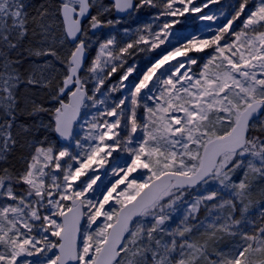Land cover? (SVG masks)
I'll list each match as a JSON object with an SVG mask.
<instances>
[{
	"label": "snow or ice",
	"instance_id": "obj_1",
	"mask_svg": "<svg viewBox=\"0 0 264 264\" xmlns=\"http://www.w3.org/2000/svg\"><path fill=\"white\" fill-rule=\"evenodd\" d=\"M216 2L59 0L31 15L29 0H0V264H264V199L253 200L257 189L264 197V0L247 13L250 0H239L210 38L178 34L131 87L124 83L135 71L129 66L107 90L128 88L118 101L101 91L130 50L169 43L177 17ZM145 6L161 9L153 22L172 19L155 31L153 24L138 28L137 38L119 47L110 35L85 63L89 32L121 22L101 17ZM242 15L239 30L225 39ZM208 48L193 72L198 60L189 53ZM26 58L27 75L20 71ZM32 89H46L52 107L37 103ZM89 107L97 112L82 117ZM41 113L50 119H19ZM78 120L87 126L83 141L74 135ZM41 131L55 133L61 146ZM18 150L19 167L12 163ZM118 150L130 159L114 163L115 181L101 188L99 170ZM139 169L146 173L133 176Z\"/></svg>",
	"mask_w": 264,
	"mask_h": 264
},
{
	"label": "rangeland",
	"instance_id": "obj_2",
	"mask_svg": "<svg viewBox=\"0 0 264 264\" xmlns=\"http://www.w3.org/2000/svg\"><path fill=\"white\" fill-rule=\"evenodd\" d=\"M255 1L258 2V0H255ZM194 2L197 5H202L205 2V0H194ZM238 2H239V0H217L216 3H210L207 8H204L202 13H191L190 12V14L186 13L185 16H183V17H177L176 19H179L181 21V23L175 24L173 26V28L171 30L173 35L169 37V43H165V44L161 45L159 48H156L155 50H151V51H147V50L146 51H139L137 48L130 50L132 55L131 56H128L127 54L125 55V59L127 60V62L124 64L123 68H118L117 72L114 73L111 76V78L106 81V83H105L104 87L101 89V91L105 92L106 94H108L110 96V102L111 101H118L124 95L128 94L129 89L123 88V89H120L116 92H111V93H108L107 90L112 85L118 86V82L120 80L121 75L124 73V71L129 66H134L135 71L129 76L128 80L125 81L124 83L129 85V87H131V85L133 83L138 82L139 79L142 78V75L147 70V68L150 67L151 64L153 62H155L156 59L160 58L161 54L164 53L165 49L171 50L170 44H177L178 34L185 39H190L193 37H199L202 39H206V38L212 37L213 35L216 34L218 29L220 27H222L227 22V20L231 17V15L234 12L233 6L236 5ZM104 3L109 4L107 0H104ZM250 9H254V7L250 8L247 6L245 9V13H247ZM204 13L214 15L217 18L213 21H207V20L201 21V20H199L198 17ZM106 16L109 17L110 15H106ZM118 18L119 17H115V19H113V20H116ZM163 18H165V17H163ZM167 18L172 19L169 17H167ZM244 18L245 17L242 15L240 20L233 22L232 28L230 29L229 33L225 34V39L230 38L232 31L239 30V27L241 26V21ZM119 19L121 22L116 24L115 27L106 26V27H102L101 29H97L94 32H89V36L91 37V41H90V46L88 49L89 50V58H88L87 63H89L90 60L92 58H94V56L96 55V53L98 51L99 43L102 42L103 40H105L106 38H108L110 35L116 36L117 47L121 46L123 43L128 42L129 40H135L137 38V36L135 35L137 29L143 27L139 24V22H137L138 17H132V18H124L123 17V18H119ZM160 22H162V20L158 21V22L157 21L153 22V27H157V24H159ZM124 29L129 30L128 36L124 35ZM157 30H158V28H157ZM221 43L223 44L224 41H221ZM139 48H147V46L146 45H139ZM212 51L213 50L211 48H208V49H205V51H203V52H199V53L190 52L189 53L190 56L196 57L198 60L197 64L192 66L193 72H199L201 66L206 62V60L208 59V57H209L210 53H212ZM184 59H185L184 57H177V60H184ZM170 63L175 64L176 60H173ZM168 67H170V65L166 64L164 66V68L160 69L157 72L156 76H159L160 72L165 71ZM57 76L59 78H61L62 73L55 74V77H57ZM155 79H156V77H153V81L150 82L149 88L152 87V83L155 82ZM88 87L91 88L92 84L89 83ZM23 90H24V86H23ZM34 91H35V93L41 92L40 89H32V93ZM147 91H148V89L142 90L141 95H143V93L147 92ZM97 95H98V98H101V99L103 98L102 96H99V94H97ZM35 99H36L37 103H44L46 101V99L41 100V98H35ZM126 106H127V102H126ZM46 107H52V106L49 105ZM97 108L102 110L103 106L98 105ZM97 108L89 107L87 109H83L82 117L84 116L85 112H88L89 114H95L97 112ZM142 113H143V108L141 107L138 109V118ZM40 119H43L45 122H47L50 119V117L48 115L46 116L44 113ZM111 119H114V118H111ZM80 123H81V121L76 126L74 135H77L78 138H80L83 141V136L85 135V133L87 131V126L85 125V127L83 129H81L79 126ZM45 135H47V134L44 133L43 136H45ZM121 135H123V133H121ZM135 135L140 136L139 130ZM48 138H49V140L54 142L57 147L61 146V143L59 141L56 142L49 136H48ZM134 143H135V140H134ZM74 150H76V149H74ZM24 154H27V153L24 152ZM129 159H130V155L127 152H124L122 150H118V151L114 152L112 157L109 158V162L107 163V169L104 173V176L101 178L100 181H97V185L101 188L110 187L111 182H114L116 179V177L113 176L111 174V171H110L113 164L118 163L120 166H123L124 162L126 160H129ZM142 173H146V170L139 169V170H137V172L133 173L132 175L136 176V177H141ZM89 174H91V173H89ZM99 174H100V177L103 174L101 169L99 170ZM83 179H86V177L81 178V180H83ZM196 194H198V193H195V191H193V194L187 196L186 199L191 200L194 197V195H196ZM89 195H92V193H89ZM256 211H257V208L254 207L252 209V213L255 214ZM182 214H183V209L179 210L177 213L174 214L173 220L171 221V224L173 226H175V224L182 218ZM204 215H205V210L203 208H201L198 218L203 219ZM98 223H99V221H98Z\"/></svg>",
	"mask_w": 264,
	"mask_h": 264
},
{
	"label": "trees",
	"instance_id": "obj_3",
	"mask_svg": "<svg viewBox=\"0 0 264 264\" xmlns=\"http://www.w3.org/2000/svg\"><path fill=\"white\" fill-rule=\"evenodd\" d=\"M107 1H108L109 5H110L111 4V0H107ZM58 3H59V0H29L30 7L27 9V11L31 15H35L36 14V9L40 8L41 5H44L45 7H48L51 10V9L55 8L58 5ZM157 3L162 5L163 4V0H157ZM256 3H257V1L250 0V3L248 4V7L253 8V7H255ZM160 10H161L160 8H151V7L145 6L143 8H140L137 12L131 13V14L125 16L124 18L138 17V21L137 22H139V24L141 26H144L146 24H153V19L152 18ZM188 14H190V12ZM109 15H110L109 17H107V16L101 17V19L102 20H107V19H112L113 20L116 17L114 12L109 14ZM162 18H161L162 21L168 19L167 17H165L163 19ZM30 27H31V25H30ZM101 28H99V29H101ZM153 30L154 31L157 30V27H153ZM90 32H92V31H90ZM68 47H71V45H68ZM56 66H57V68L60 67L59 64H57ZM31 67H32L31 59L26 58L24 60L23 65L20 68V71L22 73H24L25 75H27L28 70ZM60 79L61 78H59L58 76L55 77L54 83L59 82ZM20 92H21V95L28 94V93H25V90H23V85H21ZM46 92H47V90L45 89V90H41L40 93H35V91L33 93H34V98H41V100L46 99V101L43 104L45 106H49L51 104L48 101V97L46 95ZM43 114L44 113H41L40 117H31V116H28L27 114H22L19 119H20L21 122L35 123L37 120H39L42 117ZM45 115L47 116L48 114L45 113ZM44 133H46L54 141H56V142L58 141L57 138H56L55 133H52V132H43V131H41V132L38 133V136H43ZM20 155H21V152L18 150L17 153L15 154V157L12 159V163L16 164L17 167L20 166V162H19V159H18V157ZM259 186L260 187H264V182H261ZM262 199H264V197H261V194H260L259 190L257 189L255 195L253 196V200L254 201H261ZM261 206H264V205H261ZM227 246H228V244L225 243V242H221V244L219 245V247L222 248V249L226 248Z\"/></svg>",
	"mask_w": 264,
	"mask_h": 264
},
{
	"label": "water",
	"instance_id": "obj_4",
	"mask_svg": "<svg viewBox=\"0 0 264 264\" xmlns=\"http://www.w3.org/2000/svg\"><path fill=\"white\" fill-rule=\"evenodd\" d=\"M111 2H112V0H111ZM114 14H115V16L116 17H119V18H123V17H125V16H127V15H129V14H116L115 12H114ZM87 57L89 58V50H88V52H87ZM87 61H88V59H86V61H85V63H87ZM83 115V109L81 110V116ZM79 120L77 121V123H76V125L74 126V133H75V129H76V126L79 124ZM56 135V134H55ZM57 138V137H56ZM58 140V139H57ZM59 141V140H58ZM60 142V141H59ZM61 143V142H60ZM106 169H107V164L105 165V167L104 168H102L101 169V171H102V176H101V178L104 176V173H105V171H106Z\"/></svg>",
	"mask_w": 264,
	"mask_h": 264
}]
</instances>
